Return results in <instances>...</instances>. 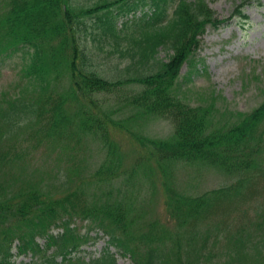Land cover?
Returning <instances> with one entry per match:
<instances>
[{
  "label": "trees",
  "instance_id": "1",
  "mask_svg": "<svg viewBox=\"0 0 264 264\" xmlns=\"http://www.w3.org/2000/svg\"><path fill=\"white\" fill-rule=\"evenodd\" d=\"M248 3L241 0L228 17L220 18L206 0H97L92 4L0 0V62L21 54L17 85L27 88L31 96L0 93V129L13 120V128H28L22 136L13 132L0 142V177L12 166L26 165L32 154L51 149L59 158L66 157L67 168L64 179L53 183L54 191L42 190L35 178L17 176L9 184L7 178L0 180V264H14V258L27 254L30 261L20 264H116L117 254L129 257L132 264H197L193 254L201 257V250L210 247L217 235L206 231L193 239L198 225H214L220 232L222 226L233 224L234 232L224 237L233 233L228 241L233 248L245 243L249 211L264 197V101L249 112H238L239 118L215 124L220 96L211 91L192 103L181 95L178 79L182 66L192 62L206 29L233 19L248 22L244 13ZM115 5L117 12H113ZM119 16H125L120 23ZM87 34L91 40L107 42L111 52L118 51L125 58L124 66L105 74L97 63L98 52L87 44ZM102 47L99 42L98 48ZM162 49L168 52L166 59L158 55ZM66 73L65 88L60 82ZM129 84L140 87L127 95L128 104L139 115L166 118L174 126L167 139L131 131L159 170L164 173L170 162L182 160L217 165L236 177L229 186L197 196L165 184L169 216L190 228L187 234L192 242L185 250L179 239L163 247L162 236L151 235L156 222L145 229L123 198L89 193L86 183L73 181L84 169L80 139L90 134L109 147L113 144L105 124L120 128V122L100 109L103 115L95 116L84 104L68 110V103L83 100L98 108L94 95ZM32 116V124L27 125ZM4 134L0 133V139ZM119 173V165L113 163L91 178L111 182ZM76 220L87 222L88 229L81 231ZM90 230H96V236H90ZM100 231L103 235H98ZM104 237L106 245L99 256L80 255L81 245ZM196 242L194 250L198 248L193 251Z\"/></svg>",
  "mask_w": 264,
  "mask_h": 264
},
{
  "label": "rangeland",
  "instance_id": "2",
  "mask_svg": "<svg viewBox=\"0 0 264 264\" xmlns=\"http://www.w3.org/2000/svg\"><path fill=\"white\" fill-rule=\"evenodd\" d=\"M83 3L92 4L97 0H80ZM209 6L214 9L218 17H228L236 3L241 0H206ZM113 12L119 8L114 6ZM140 12L137 11V14ZM244 13L248 16V22L239 24L235 19L230 23L223 24L218 28L208 27L201 36L200 47L192 57V62L185 63L181 68L178 85L181 95L192 103L200 98L201 94L214 91L220 97L217 102L220 111L214 118L215 124H221L231 119L239 118L238 112L246 113L257 107L264 101V0H249L245 5ZM129 16V15H128ZM125 16H119L120 23ZM89 34L86 35L88 37ZM88 46L92 45L93 50L98 52L100 60L97 61L100 69L110 75L117 66H124L125 58L120 57L118 51L111 52L109 44L103 39L100 41L91 40L88 37ZM101 42L102 49L98 48ZM168 52L162 49L158 55L167 58ZM22 63L20 53L13 54L0 62V93H22L31 99L30 92L22 85H17L20 80L19 68ZM65 71H62L64 73ZM69 75H63L60 84L67 87ZM60 91L61 88H58ZM138 85L129 84L118 88L110 93H100L95 96L98 108L86 105L80 100L71 106L68 103V110L74 111V107L84 104L87 110L95 116L105 115L110 119L120 122V128H115L110 123L105 124L109 134L108 145L98 137L88 134L82 137L78 146L83 157V172L76 183H86L89 193L99 195L109 193L111 198H123L127 203L130 212L138 216L140 224L146 227L151 222H156V228L151 230V235L162 236L163 247L166 248L173 239H179L182 248H188L189 227L181 225L180 221L169 216L165 201L167 193L165 184L173 187L180 193L192 196L203 194L207 191L226 187L234 183L236 177L225 172L217 165L201 163H189L182 160L172 161L168 164L164 173L148 157L147 152L140 146L131 131L142 137L155 139H167L173 134V124L169 119L159 116H141L137 109L128 104V96L131 92L139 91ZM127 98V99H126ZM31 101V100H30ZM103 111V114L99 112ZM28 112V111H26ZM31 113L28 114L29 117ZM1 119V118H0ZM31 120L25 121L27 125L32 124ZM14 121V120H13ZM11 121L5 128L1 127L0 133L5 134L0 142L11 133L16 132L22 136L28 128L20 125L21 130L13 128ZM106 123V122H105ZM12 126V128H9ZM19 127V126H17ZM7 128H9L7 130ZM111 152H114L112 156ZM32 160L26 165H15L3 172V177L8 179V184L13 182L12 178L21 176L24 179L35 178L40 183L42 190H53V183L64 179L67 174L66 157L59 158L52 149L42 153L32 154ZM117 163L120 173L112 180L100 181L93 179L91 175L98 169ZM38 175L45 178H36ZM8 190V189H7ZM6 190V191H7ZM9 192V191H7ZM94 193V194H95ZM251 222L249 234L244 244L237 248L230 246L233 238H225L224 233L234 232L235 226L221 227L220 232L214 225H198V236L201 238L207 231L215 237L210 242V247L201 250V257L193 254L197 264H264V197L255 201L249 211ZM248 213V214H249ZM242 219V218H241ZM260 223L259 228H256ZM81 231L88 229V223H81L76 220ZM146 229V228H145ZM59 229H57L58 231ZM96 230H90V236L95 235ZM99 232L98 235H102ZM106 239V238H105ZM42 243V241H40ZM156 242V241H155ZM88 243V242H87ZM85 243L84 245H86ZM224 243H226L224 245ZM105 241L99 239L95 244L86 245L88 253H83L85 259L97 257L100 250L103 251ZM199 243L196 242L194 248ZM83 245V246H84ZM13 252L15 249L12 250ZM102 253V252H101ZM82 254V253H81ZM172 254V252L170 253ZM30 254L14 258V264L29 262ZM171 262L174 259H170ZM175 262V261H174ZM169 263V264H174ZM116 264H132L129 257L119 256ZM164 264V261L161 263ZM166 264V262H165Z\"/></svg>",
  "mask_w": 264,
  "mask_h": 264
},
{
  "label": "bare ground",
  "instance_id": "3",
  "mask_svg": "<svg viewBox=\"0 0 264 264\" xmlns=\"http://www.w3.org/2000/svg\"><path fill=\"white\" fill-rule=\"evenodd\" d=\"M56 231H57V230H55V232H56ZM40 241L43 242V240H40ZM83 245H84V244H83ZM83 245L80 246V250H81V253H82V254H83V253L86 254V253L89 252V250H87V248H85V246L88 245V244H86V245H84V246H83ZM30 256H31V255H30Z\"/></svg>",
  "mask_w": 264,
  "mask_h": 264
}]
</instances>
